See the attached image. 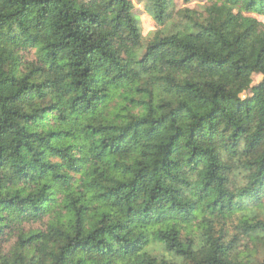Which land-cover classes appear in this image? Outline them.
<instances>
[{
	"label": "trees",
	"instance_id": "trees-1",
	"mask_svg": "<svg viewBox=\"0 0 264 264\" xmlns=\"http://www.w3.org/2000/svg\"><path fill=\"white\" fill-rule=\"evenodd\" d=\"M146 7L0 0V264H264V0Z\"/></svg>",
	"mask_w": 264,
	"mask_h": 264
},
{
	"label": "rangeland",
	"instance_id": "rangeland-1",
	"mask_svg": "<svg viewBox=\"0 0 264 264\" xmlns=\"http://www.w3.org/2000/svg\"><path fill=\"white\" fill-rule=\"evenodd\" d=\"M135 6L134 12L138 16L141 22L143 35L145 40L148 41L153 36V34L160 29L161 26L157 24L155 19L150 14L148 8L146 7V0H132ZM216 0H192L189 3H185L184 0H175L176 3V14L174 17V23L179 26L180 23L185 22L187 19L183 16L182 11H185L187 8L191 11L197 10L199 12H205V6L209 5ZM256 17L264 22V17L257 16ZM169 25V24H168ZM25 60L30 61L35 59V50H30L29 52H23ZM262 76L256 75L254 77V84H257L261 81ZM244 96V94H243ZM264 201V200H263ZM40 224H36L34 227H40ZM14 243V239L9 242L0 244V255L6 253L11 248V245ZM243 250L253 249L254 246L252 243L243 242L240 246Z\"/></svg>",
	"mask_w": 264,
	"mask_h": 264
}]
</instances>
